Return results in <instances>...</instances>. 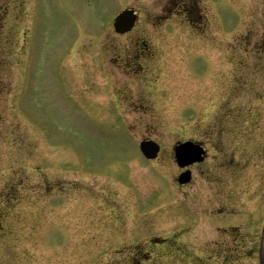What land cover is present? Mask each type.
<instances>
[{
	"label": "rangeland",
	"instance_id": "374dc122",
	"mask_svg": "<svg viewBox=\"0 0 264 264\" xmlns=\"http://www.w3.org/2000/svg\"><path fill=\"white\" fill-rule=\"evenodd\" d=\"M173 1L0 0V264H111L182 229L192 264H258L253 225L208 243L229 235L210 225L239 223L253 203L264 214V0H186L189 22L169 15ZM125 7L139 18L119 35ZM138 68L143 82L129 81ZM209 123L230 129L233 149L248 138L247 194L229 202L197 171L175 180L174 144ZM143 138L161 144L156 159ZM146 249L145 264H190Z\"/></svg>",
	"mask_w": 264,
	"mask_h": 264
},
{
	"label": "flooded vegetation",
	"instance_id": "af4514ba",
	"mask_svg": "<svg viewBox=\"0 0 264 264\" xmlns=\"http://www.w3.org/2000/svg\"><path fill=\"white\" fill-rule=\"evenodd\" d=\"M171 8H173V10L168 9L170 16H173V15L178 16L179 14H181L184 20L188 22L192 21L189 19L188 16L184 15L185 13L188 12L187 9L189 8L186 0L173 1ZM165 18H169V17L167 16ZM197 19H198V22H200L201 16L199 15ZM197 19L194 21L197 22ZM129 34L130 33H128L127 35ZM142 34L144 36V33ZM140 36L141 34H137V37H136L137 41L134 44H132L133 46L136 45L138 49H139V44H140L139 39H141L142 37ZM0 47H2L1 41H0ZM126 53L124 54V57H126ZM140 56L141 55H138V57ZM135 60H137L136 57L131 58L130 60L129 58H127L128 65H129V62L131 61L134 62ZM120 68H122V66H120ZM139 70H140L139 68L136 70L134 69L135 74L128 73L130 74L128 77L129 81L132 80V82H140V83L143 82V80L145 79V76L143 77L137 76V74L140 73ZM197 111H193L189 113L193 119L199 113ZM237 116L239 118V116H241V113L239 114L232 113L230 118H236ZM226 131L228 132L227 134H226ZM230 134H231L230 129L225 127L224 124L209 123L207 127L205 128L199 127L197 129L195 138L190 137V138L182 139L178 141L179 143H181L186 140H191L203 146V148L205 149V153L203 154V160L201 162H195L189 166L192 172V179L194 178V174L196 171L197 173H201L202 175L207 177L209 179V182L212 185V189H213L211 193L212 196L215 199H219V200L226 199L224 200L225 202L232 201V196L235 194L244 193V195H246L247 187H248L247 185L248 176L246 174L247 167H248V157H247V152H246L247 146H249L248 138L245 139L244 141H242V139L238 140V146L233 149L232 145H234L236 141L234 140V137L229 136ZM236 134H239L238 136L240 135L247 136L246 134H240V132ZM256 157H257V152L255 154V159ZM260 159L262 160V158ZM206 162H207L206 168L199 170L202 168V166ZM235 167H237V169ZM259 175L260 173L258 172V170H256L251 175L250 178H254L257 181ZM241 204L242 206L244 205L243 203ZM253 206L255 210H250V212L246 215V218L240 221L241 223L239 222L237 224L229 223L226 225H216V224L210 225V227L214 228L215 231L219 230L220 232H227L229 233V235L228 236L219 235L218 238L212 239L211 242L208 243L209 245L211 244L210 247L208 248H211L212 246H218L219 248H221L222 246H225L226 243H231V240H230L232 239L231 237H234L236 239V236L230 231H235V228H238L240 226L243 228L244 226H247V225H250V226L253 225L255 226L256 230L259 229V221L261 220V218L259 217V219L257 220V216L261 214H258L260 213L259 208L257 207L255 203H253ZM245 209L246 207L243 208V211H247ZM253 212H255L256 214H253ZM252 216L253 218L251 219ZM240 231L237 234L238 240L236 241V245L243 247L249 243V241L247 240L248 234H241ZM183 235H184V230L182 229L177 234L176 233L172 234L169 237L167 236V237H162V238H159V237L151 238L131 248L127 256H124V255L119 256L118 258H115L112 261V263L111 262L110 263L111 264H145L144 260H146L151 255V251L148 249L143 250V247L147 248L148 246H150V248L151 247L155 248V246H162V247H165L167 250L170 248H174V251L172 253L176 255L177 260L189 261L190 264H192L195 261H198V259L201 257L197 255H192L190 252L191 249H186V246L188 245L184 243L183 241L179 240L180 239L179 237H182ZM123 247H125V245H123ZM168 253H171V252L163 250V254L161 255L160 258H162L163 255H166ZM205 257L206 258H204V260H208V261H210L213 258H216V259H218V257L220 259L223 258L222 253L219 256H217L215 253L212 254V252H208Z\"/></svg>",
	"mask_w": 264,
	"mask_h": 264
},
{
	"label": "water",
	"instance_id": "95a60500",
	"mask_svg": "<svg viewBox=\"0 0 264 264\" xmlns=\"http://www.w3.org/2000/svg\"><path fill=\"white\" fill-rule=\"evenodd\" d=\"M136 19V14L132 9H125L120 12L114 20V29L117 32H125L129 30ZM140 148L144 155L148 158H153L156 156L159 146L157 143L151 140H143L140 142ZM200 153V150L193 146L191 143H186L175 148V155L177 162L181 165H186L194 160L198 159L197 154ZM180 156V159H179ZM260 262L264 264V229L260 245Z\"/></svg>",
	"mask_w": 264,
	"mask_h": 264
}]
</instances>
